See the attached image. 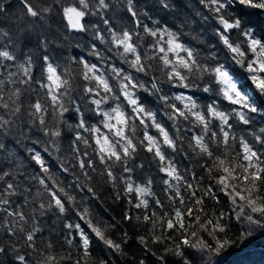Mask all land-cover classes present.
Returning a JSON list of instances; mask_svg holds the SVG:
<instances>
[{
	"label": "snow or ice",
	"instance_id": "obj_1",
	"mask_svg": "<svg viewBox=\"0 0 264 264\" xmlns=\"http://www.w3.org/2000/svg\"><path fill=\"white\" fill-rule=\"evenodd\" d=\"M262 242L264 0H0V264Z\"/></svg>",
	"mask_w": 264,
	"mask_h": 264
},
{
	"label": "trees",
	"instance_id": "obj_2",
	"mask_svg": "<svg viewBox=\"0 0 264 264\" xmlns=\"http://www.w3.org/2000/svg\"><path fill=\"white\" fill-rule=\"evenodd\" d=\"M226 264H264V242L254 245L246 252H233L226 258Z\"/></svg>",
	"mask_w": 264,
	"mask_h": 264
}]
</instances>
